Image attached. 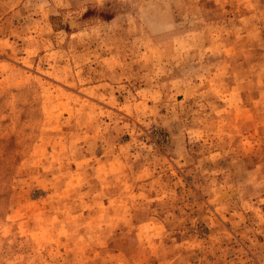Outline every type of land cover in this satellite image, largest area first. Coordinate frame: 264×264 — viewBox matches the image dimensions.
<instances>
[{
  "label": "rangeland",
  "instance_id": "rangeland-1",
  "mask_svg": "<svg viewBox=\"0 0 264 264\" xmlns=\"http://www.w3.org/2000/svg\"><path fill=\"white\" fill-rule=\"evenodd\" d=\"M0 264H264V0H0Z\"/></svg>",
  "mask_w": 264,
  "mask_h": 264
}]
</instances>
